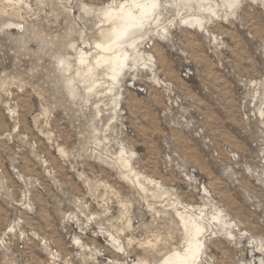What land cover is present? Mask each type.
I'll return each instance as SVG.
<instances>
[{
	"label": "rangeland",
	"instance_id": "1",
	"mask_svg": "<svg viewBox=\"0 0 264 264\" xmlns=\"http://www.w3.org/2000/svg\"><path fill=\"white\" fill-rule=\"evenodd\" d=\"M114 3L0 0V264H161L181 215L200 264H264V0L168 1L111 85L79 51Z\"/></svg>",
	"mask_w": 264,
	"mask_h": 264
},
{
	"label": "bare ground",
	"instance_id": "2",
	"mask_svg": "<svg viewBox=\"0 0 264 264\" xmlns=\"http://www.w3.org/2000/svg\"><path fill=\"white\" fill-rule=\"evenodd\" d=\"M168 1L170 0H119L118 5L116 3L108 5L103 15L109 26L101 29L103 40L96 42L99 53L90 58L88 52L79 51V63L86 67L84 72L94 73L98 66L106 65V74L112 79L111 85H113L119 81V75L131 65L132 61L146 60L147 56L150 58L152 54L142 50L141 43H144L147 37H152L150 32L155 31L153 28L163 24L164 13L167 12L165 10L168 5L172 4H167ZM180 2H183L191 11L195 7L201 14L199 16L194 13L181 18L184 25L198 29L202 28L206 22L205 13L217 15L218 6L227 9V7H232L237 0H222L221 3L218 0H180ZM181 8L184 7L181 6ZM162 29L168 30L165 26H162ZM81 72L78 70V73L81 74ZM181 217L184 227L190 234V239L184 251L175 250L161 264H200L199 261L203 259L204 242L202 238L206 230L204 224L197 219L189 220L184 215Z\"/></svg>",
	"mask_w": 264,
	"mask_h": 264
}]
</instances>
